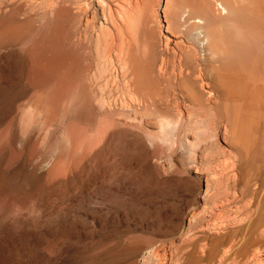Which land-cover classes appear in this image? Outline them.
<instances>
[{"label":"rangeland","instance_id":"1","mask_svg":"<svg viewBox=\"0 0 264 264\" xmlns=\"http://www.w3.org/2000/svg\"><path fill=\"white\" fill-rule=\"evenodd\" d=\"M165 2L0 0V264H264V110L249 78L257 70L241 71L250 85L240 95L244 83L228 84L240 102L207 79L205 111L171 113V104L206 101L200 92L191 104L167 99L169 83L154 72L165 57ZM111 26L127 51L121 72ZM250 29L264 40V29ZM145 85L160 90L156 101ZM216 85L223 91L208 90Z\"/></svg>","mask_w":264,"mask_h":264},{"label":"bare ground","instance_id":"2","mask_svg":"<svg viewBox=\"0 0 264 264\" xmlns=\"http://www.w3.org/2000/svg\"><path fill=\"white\" fill-rule=\"evenodd\" d=\"M179 4L177 6H175L173 4V0H166L165 2V6H164V11H162L164 13V20H165V27H164V33L167 34L165 38V42H164V59H160L161 60V65L158 63V66L160 65V67H158L157 70H155L154 72L157 74L158 77H160L161 79H165L168 83H169V92L167 94V99L170 98L171 100H173L175 103L176 101L178 102L179 100H185L189 99L188 102H190V100H192L195 95L197 93L200 92V94H202L205 98V103H202L201 100L200 102L201 103H198V104H195V106L193 108H191V105L190 108L187 107V106H180V105H177V106H174L176 107L175 110H173V104H171L172 108H169L170 106H168V108L171 110L172 109V112H176L177 113H181L182 114V111H186L187 114L188 112H197V113H202V111H205L207 106L209 105H206L209 101H208V97L209 95L211 94L212 96V93L207 91V93H204L202 92V82H204L205 80H207V82L210 80L212 81L213 80V83L214 81L219 84L222 88H223V84H229L231 86L232 84V87H234V89H237V86L235 87V85H239L238 88L241 89V86L243 85V88L241 89V92L239 93L242 94V92L244 91V88L247 86L250 85V83L247 82V84L242 80L243 79V76L241 75V71L245 68V66H250L252 68H254V70H257L256 74H250V79L252 81H256L257 83H260L261 87L259 88L258 86H260L258 84H255L257 87L256 89L258 90L257 92L255 91V93H257L258 95H260L259 93L261 92V95L262 96V99H261V102L258 101V104L261 106H263V108L260 110V109H257V110H260V111H263L264 110V40H261L259 39V37H250L249 34L246 32L247 29H257V30H262L264 29V0L262 2H259V3H256L254 5H251L250 7L248 6L249 4H252V3H246L245 0H198L199 1V7L197 9L194 8V6L192 5L193 3H190L188 0H179ZM261 1V0H259ZM27 3V2H26ZM132 5V4H131ZM130 5V6H131ZM129 6V7H130ZM149 6V5H148ZM134 8V7H133ZM121 9V8H120ZM125 9V8H124ZM131 12H132V8L129 9ZM138 10V9H137ZM146 10V9H145ZM151 10V8H150ZM154 10V9H153ZM152 11V10H151ZM45 12V11H44ZM116 12V11H115ZM114 12V13H115ZM119 12H122V11H119ZM130 12V13H131ZM57 16V15H56ZM115 16V15H114ZM107 17V16H106ZM125 17V16H124ZM123 17V18H124ZM109 19V17H107ZM117 17H115V20H116ZM126 18V17H125ZM124 18V21L126 22ZM121 18L117 19V20H120ZM155 19V18H154ZM93 20V19H92ZM129 20V19H128ZM127 20V21H128ZM122 21V19L120 20V22ZM155 21V20H154ZM80 22V20H79ZM105 22V21H104ZM110 22V19L109 21ZM112 22V21H111ZM159 22V21H158ZM90 23V22H89ZM88 23V24H89ZM117 23V21H116ZM119 23V22H118ZM123 23V22H122ZM154 24V22H152ZM156 23V22H155ZM87 24V22H86ZM94 24V23H93ZM100 24V23H99ZM110 24V23H108ZM127 24L129 25V23L127 22ZM96 25V24H95ZM117 25V24H116ZM121 26H123L122 24H120ZM146 25H147V22H146ZM155 25V24H154ZM157 25H159V23H157ZM100 26V25H99ZM98 26V27H99ZM113 26V25H112ZM111 26V27H112ZM127 27V25H124ZM124 29H127L126 27H124ZM152 26V25H151ZM90 27V26H89ZM88 27V28H89ZM93 27V26H92ZM104 27V26H103ZM106 28H108V25L106 24L105 25ZM109 27V28H111ZM120 26H118L119 28ZM157 27V26H156ZM87 28V29H88ZM115 30V26L112 27V30ZM122 28V27H121ZM122 28V29H123ZM150 28V27H149ZM245 28H247L245 30ZM87 29L85 31H87ZM91 29V28H90ZM94 29V27H93ZM96 29V28H95ZM99 29V28H97ZM104 29V28H103ZM121 31H124L122 30ZM250 29V30H251ZM83 30V28H82ZM118 30V29H116ZM115 32L113 33V38L109 39V40H114L112 42L115 43V45L113 44L112 45H109L111 47H115L113 49H115V51L118 53L117 56L114 58L113 57V61H114V64H115V67H117L118 69V72H121L123 69H125V65L122 63V60L120 59L121 55L123 54V51H122V48L121 46H119V42L121 43V36L119 35L118 32ZM129 30V29H128ZM92 31V29H91ZM89 31L88 29V33L91 32ZM94 31V30H93ZM92 31V33H93ZM98 31V30H97ZM100 31V30H99ZM108 31V30H107ZM106 31V32H107ZM81 32V31H80ZM86 32V33H87ZM103 32V31H102ZM105 32V33H106ZM110 32V31H108ZM112 32V31H111ZM127 32V31H126ZM76 33V32H75ZM85 33V32H84ZM84 33H80V34H84ZM85 33V34H86ZM99 34V32H96ZM125 34V32H123ZM129 33V32H128ZM131 33V32H130ZM84 34V35H85ZM98 34H96L95 36H97ZM109 34V33H108ZM162 34V33H161ZM253 34V33H252ZM259 34V33H258ZM102 36V34H100V37ZM105 36H107L105 34ZM109 36V35H108ZM107 36V37H108ZM163 36V35H162ZM256 36H258L256 34ZM260 36V35H259ZM262 36V35H261ZM73 37V36H72ZM80 37V36H79ZM85 36H83L84 38ZM124 37V36H122ZM127 37V35L125 36ZM129 37V35H128ZM170 37L172 38H176L179 40V42H176V44H174V47L173 48H170V44L172 43V41L170 40ZM77 38V37H76ZM81 38V40L83 39ZM86 38V37H85ZM84 38V39H85ZM96 39L98 37H95ZM157 38V37H156ZM262 38V37H261ZM80 38H78V41H79ZM91 39V38H90ZM101 41H103L102 37L100 38ZM126 39V38H125ZM158 39H159V36H158ZM98 40V39H97ZM97 40H95L97 42ZM127 40V39H126ZM124 40V44L126 43ZM128 40H133L132 38L131 39H128ZM94 41V42H95ZM69 42V41H68ZM67 42V43H68ZM75 42V41H73ZM77 42V41H76ZM83 42L85 43V40H83ZM130 42L133 43V41H129V44ZM154 42V41H153ZM103 43V42H102ZM110 43V42H109ZM108 43V44H109ZM163 43V42H162ZM182 43H185V44H182ZM89 44V42H88ZM87 44V46H88ZM98 44V43H97ZM122 44V43H121ZM126 43V45H129ZM71 45V44H70ZM75 45V44H74ZM80 46V44H78ZM95 45V43H94ZM104 47V43L102 44ZM125 45V46H126ZM134 45V44H133ZM36 46V45H35ZM77 46V44H76ZM123 46V44H122ZM131 47V45H129ZM135 46V45H134ZM142 46V45H141ZM70 47V46H69ZM101 47V49H102ZM128 47V46H126ZM52 48V47H51ZM75 48V47H74ZM95 48V46H94ZM136 48V46H135ZM134 48V49H135ZM158 48H161V47H158ZM67 49V48H66ZM90 49V48H89ZM97 49V47L95 48ZM93 49V50H95ZM105 49V48H104ZM128 48H126L127 50ZM133 49V48H132ZM137 49V48H136ZM135 49V50H136ZM142 49V48H141ZM157 49V48H156ZM154 48V50H156ZM107 50V49H106ZM105 50V51H106ZM109 50V48H108ZM125 50V48H124ZM163 50V49H162ZM50 51V50H49ZM110 51V50H109ZM108 51V52H109ZM111 51H112V48H111ZM110 51V52H111ZM114 51V50H113ZM143 51V50H141ZM51 52V51H50ZM49 52V53H50ZM104 52V51H103ZM107 52V53H108ZM127 52V51H126ZM124 51V54L126 53ZM144 52V51H143ZM54 53V52H53ZM93 53V52H92ZM91 53V54H92ZM95 53V51H94ZM97 53V52H96ZM95 53V54H96ZM39 54V53H38ZM102 54V52H101ZM112 54L114 55V52H112ZM124 54H123V57H124ZM127 54V53H126ZM125 54V55H126ZM162 54V53H161ZM160 54V55H161ZM53 55V54H52ZM98 54H96L97 56ZM110 55V54H109ZM156 55V54H155ZM96 56H93L94 58ZM108 56V55H107ZM162 56V55H161ZM159 56V57H161ZM37 57V55H36ZM36 57H35V60H36ZM42 57H43V54H42ZM49 57V56H48ZM50 58V57H49ZM104 58V57H103ZM105 58H107L105 56ZM109 58L110 56L107 58L108 59V62H112V61H109ZM143 57H141V60ZM45 59V58H44ZM43 59V61H45ZM67 59V58H65ZM64 59V60H65ZM83 59V58H82ZM96 59V58H95ZM105 59V60H107ZM137 59V58H136ZM49 59H47L46 61H48ZM68 60V59H67ZM94 60V59H93ZM101 60V66L102 64H104V62L102 61V59H99ZM104 60V59H103ZM104 60V61H105ZM112 60V58L110 59ZM149 60V59H148ZM69 61V60H68ZM88 61V60H86ZM84 61V62H86ZM145 62V61H144ZM72 63V61H71ZM88 63V62H87ZM93 63V62H92ZM96 64L97 63V60L95 61ZM106 63V61H105ZM37 64V63H36ZM127 64V63H126ZM41 65V64H40ZM51 65V64H50ZM75 65V63H74ZM84 65V64H83ZM106 64H104L105 66ZM109 65V64H108ZM66 66V65H65ZM65 66H62V67H65ZM73 66V65H72ZM100 66V65H99ZM111 66V65H110ZM61 67V66H59ZM106 67V66H105ZM112 67V66H111ZM97 68V66H96ZM95 68V69H96ZM114 68V67H113ZM111 68V69H113ZM67 69V68H66ZM69 69V68H68ZM107 69V68H106ZM116 69V68H114ZM70 70V69H69ZM94 70V69H93ZM100 70V69H99ZM230 71L231 74H223V73H220V71ZM246 70V69H245ZM253 70V69H252ZM251 70V71H252ZM68 71V70H67ZM90 71V70H89ZM88 71V72H89ZM95 71V70H94ZM101 71V70H100ZM104 69L102 70V73H103ZM106 71V70H105ZM146 71V70H145ZM250 71V72H251ZM65 72V71H64ZM70 72V71H69ZM80 72V71H79ZM91 72V71H90ZM97 72V71H95ZM94 72V74H95ZM112 72V71H111ZM109 72V73H111ZM133 72V71H131ZM148 72V71H146ZM153 72V74H154ZM66 73V72H65ZM68 73V72H67ZM128 71L126 72V75H127ZM135 73V72H134ZM69 74V73H68ZM97 74V73H96ZM108 74V72H107ZM112 74V73H111ZM119 74V73H118ZM136 74V73H135ZM141 74V73H140ZM150 75V73H148ZM67 75V74H66ZM86 75H87V72H86ZM89 75V74H88ZM93 77V73H91ZM110 75V74H109ZM114 75V74H113ZM116 75V74H115ZM125 75V76H126ZM134 75V74H133ZM132 75V76H133ZM121 76V74H120ZM124 76V77H125ZM128 76V75H127ZM130 77H132L131 75H129ZM152 76V74L150 75ZM110 77V76H109ZM112 77V75H111ZM116 77V76H114ZM113 77V78H114ZM119 77V76H118ZM122 77V82H123V78ZM139 75H138V78H136L135 82L137 83V81L139 80ZM146 77V76H145ZM113 78H111V80H113ZM152 78V77H151ZM86 79V78H84ZM96 78H94V81H95ZM116 79V78H115ZM114 79V81H116ZM146 79V78H145ZM160 79V80H161ZM93 80V78H92ZM101 80V79H100ZM125 80H132L128 77V79H125ZM93 81V82H94ZM97 81V79H96ZM95 81V82H96ZM109 81V80H108ZM119 81H121L119 79ZM128 81V82H130ZM91 83V80L89 81ZM95 82H94V85H95ZM111 82V81H110ZM127 82V85L129 84ZM132 82V81H131ZM154 82V81H153ZM251 82V81H250ZM88 83V82H87ZM98 83V82H97ZM118 83V81H117ZM115 83V84H117ZM120 83V82H119ZM124 85H125V81L123 82ZM133 83V82H132ZM135 83V84H136ZM155 83V82H154ZM240 83H244V84H241L240 86ZM155 84H158V83H155ZM167 84V83H166ZM222 84V85H221ZM91 85V84H90ZM93 85V86H94ZM113 85V84H112ZM124 85H120L119 86H123L125 87ZM132 85V84H131ZM159 85V84H158ZM165 85V83L163 84ZM212 84L210 83H206V86L208 87H211ZM219 85H216L215 88L214 87V84H213V89H208V90H212L214 91ZM225 87L227 89L226 90V93L228 91V95L231 97L230 93L232 94V97L233 98V95H238L237 91L236 93L233 94V88L232 87ZM252 85V84H251ZM92 86V88H93ZM105 86V85H104ZM117 86V85H116ZM130 86V84H129ZM147 85H145V87H141L143 88V93H145V97H149L151 100H155L156 98V95L159 97L158 93L156 92V90L160 91L159 89H155V92H153L152 90L150 89H153V88H148L146 87ZM152 86H155L152 84ZM98 86H96L97 88ZM107 87V86H106ZM115 88V86H113ZM128 87V86H127ZM161 87V86H160ZM208 87H204V88H208ZM255 87V86H254ZM119 90H118V89ZM129 88H134V87H129ZM157 88V86L155 87ZM167 88V87H166ZM166 88H164V91L166 90ZM220 89V87H218ZM217 88V89H218ZM222 88L220 90H222ZM229 88H230V91H229ZM232 88V89H231ZM116 90H118V94H120V87H116L115 88ZM124 89V88H123ZM128 91V88H125L124 90ZM98 90V89H97ZM134 90V89H133ZM218 90V92L220 91ZM224 90V88H223ZM222 90V91H223ZM224 90V91H225ZM238 90V89H237ZM243 90V91H242ZM56 91V90H55ZM90 91V90H89ZM115 91V90H114ZM127 91H123V94L124 92L127 93ZM206 91V90H204ZM217 91V90H216ZM247 92L249 91V88L246 90ZM102 92V91H101ZM132 92V91H131ZM138 92H142L141 90L138 91ZM167 92V90H166ZM221 92V91H220ZM253 93H251L250 91V94H253L254 96V89L252 90ZM125 93V94H126ZM129 93V92H128ZM137 93V92H136ZM141 93V94H143ZM210 93V94H209ZM226 93H224L223 95H225ZM244 93V92H243ZM246 93V92H245ZM131 94V93H130ZM130 94H126L127 96L129 95V100L131 98ZM92 95V94H91ZM117 95V93H116ZM135 95V94H134ZM139 95V94H137ZM162 95V94H161ZM165 95V94H164ZM208 95V97H207ZM217 95V94H216ZM239 95L236 96L238 97L239 99ZM258 95H255V97ZM115 96V95H114ZM124 96V95H123ZM221 96V95H220ZM227 96V95H226ZM228 96V99H231L229 98ZM260 96L258 97L260 99ZM96 97V95H95ZM118 97V96H116ZM120 97V95H119ZM121 97H122V94H121ZM120 97V98H121ZM124 97V98H125ZM213 97V96H212ZM246 97V96H245ZM253 97V99H257V97L255 98ZM105 98V97H104ZM113 98V97H111ZM127 98L125 99V101H128ZM133 98L135 99L136 97L133 96ZM131 98V99H133ZM149 98L147 100H149ZM115 99V98H114ZM123 99V98H122ZM121 99V100H122ZM140 99H142L140 97ZM211 101H212V98H210ZM209 99V100H210ZM97 100H98V97H97ZM100 100V99H99ZM98 100V101H99ZM103 100V99H102ZM116 100V99H115ZM114 100V101H115ZM124 100V99H123ZM143 100V99H142ZM141 100V101H142ZM157 100V98H156ZM155 100V101H156ZM169 100V101H171ZM220 100V99H219ZM253 100V101H254ZM96 101V100H95ZM120 101V100H119ZM134 102L133 103H137V105H139L138 103V100L135 99L133 100ZM146 101V99H145ZM144 101V102H145ZM168 101V100H167ZM166 101V102H167ZM168 101V102H169ZM197 101H199V99L197 98ZM208 101V102H207ZM235 101V99H234ZM105 102V101H104ZM112 102V101H111ZM131 102V101H130ZM129 102V103H130ZM143 102V105L145 104ZM159 100H158V104H159ZM167 102V104H169ZM233 102V100H232ZM239 102H240V99H239ZM260 102V103H259ZM102 103V101H101ZM116 103V102H115ZM117 103H118V98H117ZM116 103V104H117ZM132 103V104H133ZM141 103V102H140ZM148 103H151L150 101ZM156 103V102H155ZM192 102H190L191 104ZM255 103V101H254ZM257 103V101H256ZM104 103H102L103 105ZM106 104V102H105ZM104 104V105H105ZM109 104V103H108ZM107 104V105H108ZM157 104V103H156ZM155 104V105H156ZM166 104V103H164ZM162 104V105H164ZM180 104V103H178ZM99 105V104H98ZM101 105V104H100ZM99 105V106H100ZM113 107H114V104H112ZM142 105V106H143ZM161 105V106H162ZM184 105V103H183ZM256 105V108L258 107L257 104ZM109 108H110V105H108ZM119 106V105H118ZM129 106V105H128ZM136 107V105H134ZM150 106V109L152 108L151 105ZM159 106V107H161ZM260 106V107H261ZM102 106H100L101 108ZM112 107V106H111ZM127 105L124 107L125 109ZM139 107V106H138ZM141 107V106H140ZM144 107V106H143ZM164 107H167L166 105L165 106H162V108L164 109ZM196 107V108H195ZM119 108V107H118ZM122 108V107H121ZM120 108V109H121ZM123 108V109H124ZM130 108V107H129ZM128 108V109H129ZM161 108V109H162ZM115 109V108H114ZM118 109V110H120ZM127 109V110H128ZM145 109V107H144ZM168 109V110H169ZM104 110V109H103ZM122 110V109H121ZM167 110V109H166ZM209 110V109H208ZM232 110V109H231ZM106 111V109L104 110ZM112 112V110H110ZM124 111V110H123ZM132 111V110H131ZM110 113V112H109ZM128 113V112H127ZM200 113V114H201ZM204 113V112H203ZM264 114V113H263ZM131 115V112L130 114ZM174 115V114H173ZM180 115V114H178ZM189 115H193V114H189ZM204 116V115H203ZM177 117V115H176ZM261 119V118H260ZM150 120V119H149ZM261 122V121H260ZM209 125V124H208ZM262 126V125H261ZM184 140V139H183ZM182 148V147H181ZM264 225V224H263ZM227 234V233H226ZM229 246V245H228ZM224 252V251H223Z\"/></svg>","mask_w":264,"mask_h":264}]
</instances>
